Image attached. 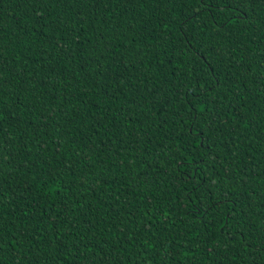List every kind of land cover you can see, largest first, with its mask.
I'll return each instance as SVG.
<instances>
[{
  "label": "trees",
  "instance_id": "1",
  "mask_svg": "<svg viewBox=\"0 0 264 264\" xmlns=\"http://www.w3.org/2000/svg\"><path fill=\"white\" fill-rule=\"evenodd\" d=\"M0 55V264H264V0H0Z\"/></svg>",
  "mask_w": 264,
  "mask_h": 264
},
{
  "label": "snow or ice",
  "instance_id": "2",
  "mask_svg": "<svg viewBox=\"0 0 264 264\" xmlns=\"http://www.w3.org/2000/svg\"><path fill=\"white\" fill-rule=\"evenodd\" d=\"M45 3L48 2V0H44ZM81 2H83V0H81ZM121 2H123V0H121ZM235 0H225V3L230 5L232 3H234ZM221 10H224V5L221 6ZM128 53L130 56H139V50H133V49H129ZM6 71V67H5V63L2 62V55H0V76H3V74ZM261 84L264 85V72L261 73V80H260ZM3 83V80L0 79V84ZM216 86L219 87L220 86V82L216 81ZM262 92H264V89H262ZM3 93L0 92V95H2ZM208 96V91L203 92L200 96H195L193 98H190L188 100V103H192L193 99L197 102V103H202V104H207L209 103V101L204 100V97ZM193 111L195 112V109H193ZM201 112H204L205 109L201 108L200 109ZM209 112H211V109H208ZM3 116L0 115V119H2ZM244 119H248L247 117H244ZM247 126V125H245ZM102 182H106L103 181V178H101ZM225 183H227V180H225ZM213 187L217 188V190L219 189L218 185L213 184ZM220 200L223 201V203L229 204L230 205V211H235L236 213H240L241 211H243L242 208L239 207L238 201L233 199L232 196V192L231 189H229L228 191H226L222 196H220ZM205 207H208L209 210H211L212 208H216L219 207V203L215 200V199H211L209 201L206 202V204L204 205ZM205 213H201V215H204ZM231 218V217H230ZM223 227V225L221 226ZM261 228L264 229V223H262ZM233 231H235V229H233ZM240 236H244L246 239L249 238L248 236H245V232L241 231L240 232ZM229 239H232L231 235H229L228 237ZM262 239H264V234H262ZM256 251L261 252L262 254H264V244H261L260 248L257 249Z\"/></svg>",
  "mask_w": 264,
  "mask_h": 264
}]
</instances>
